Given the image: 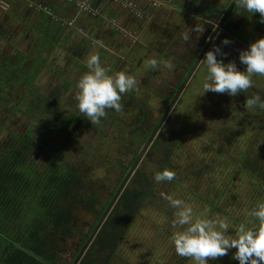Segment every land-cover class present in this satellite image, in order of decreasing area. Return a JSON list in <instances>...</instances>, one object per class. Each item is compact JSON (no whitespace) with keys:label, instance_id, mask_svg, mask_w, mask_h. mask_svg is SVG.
I'll list each match as a JSON object with an SVG mask.
<instances>
[{"label":"rangeland","instance_id":"1","mask_svg":"<svg viewBox=\"0 0 264 264\" xmlns=\"http://www.w3.org/2000/svg\"><path fill=\"white\" fill-rule=\"evenodd\" d=\"M106 1L103 2L107 5L111 4L110 7H106L107 20L94 21V29L84 37L73 35L77 31V23L74 22V26H71L73 23L68 25L70 18L65 17L67 19L65 24L61 25V22L58 24L62 31L68 34L57 40H46L44 44L48 47L41 50L44 53L36 50L41 46L39 42L33 50L26 49L24 41H21L20 45H8L1 31L0 41L2 40L3 46L8 51L13 49L22 52L25 58L27 54L29 58V54L34 52L30 59L34 57L35 61L39 59V62L35 63L38 74L34 82L43 95L50 93L59 84L64 86L67 84V90H64V87L61 90L63 94L58 98L65 111L77 113L82 123L71 141L66 143L61 137L55 142L60 147H65L64 154L69 163L75 166L82 176L105 175L106 178H110L104 164L114 159V151L127 139V134L133 132L132 127H139L135 119L138 110L142 109L146 113L147 123L153 127L166 110L171 95L187 75L189 65L193 63L213 32L215 22L211 26L206 24L204 16L219 21L225 6L214 11H206L211 5H217L220 1L200 0L201 5L194 7L192 0H170V3L184 5L185 10L189 11L182 14L170 5L165 6L164 0H133L135 3L130 6H125L120 0ZM117 4L125 8L124 23L119 17L112 15L117 9ZM237 11L227 20L226 25L242 39L230 38L228 33L220 31L215 43L207 51L219 47L221 53L227 55H218V59L233 61L238 69L243 71L245 66L239 62V51L247 48L243 43L244 39L249 42L255 40L253 35H256L257 31L253 28L252 19L245 21L241 14L243 10ZM85 16L91 17L90 14ZM99 17L100 15L95 16L96 19ZM42 23L45 24L44 18ZM239 25L242 28H238ZM42 33L43 31L40 35L43 38ZM47 34L50 37L51 34L49 32ZM184 34H190L189 42L183 39ZM225 39L230 41L228 45L222 43ZM99 42H102V47ZM15 43L17 44V41ZM93 53L99 54L104 67L112 71H126L137 80L130 102L122 99V110L120 112L107 110L106 116L101 118L99 124H91L79 112L75 100L76 82L87 71L86 59ZM203 58L170 110L164 125L158 131L159 139L154 142L156 146L154 149L149 148L152 156L144 158L142 161L144 163L140 165L142 172L155 188L153 191L158 194L152 199H159L156 204L144 205L142 213L158 220L162 229L170 234L173 231L171 221L174 219V213H169L163 220L158 219L160 213L158 210L164 209L167 201L163 199L162 193L174 197L180 194L178 198L192 204L197 212L207 210L209 216L219 214L227 217L234 224L246 221L247 211L260 198L259 193L253 197V191L248 185L250 176L241 167L244 163L242 160L244 152L248 149L255 152L264 145V108L249 109L246 106V98L253 94H258L264 101V76L254 75L253 87L235 97L211 91L201 96V81L206 74ZM151 60L157 61L156 68L151 67ZM117 63H120L121 68L114 69ZM29 66L30 64L27 65L28 68ZM28 70L24 67L18 73L25 77ZM33 72L35 70H32ZM10 91L4 99L8 103H0L1 138L7 137L9 132L15 135L31 129L39 133V125L32 118L21 111L9 110L14 107L21 89L15 88L14 85ZM227 126H230L232 135L231 138L227 136L226 140V137L220 134V129ZM166 134L172 140L169 139V161L164 164L162 150ZM143 143L144 141L141 145ZM160 169L174 171L173 180L178 184L173 185V180L157 183L154 175L161 171ZM109 181L112 189L114 177ZM167 183L172 185H166ZM98 196L105 200L107 193L99 191ZM214 204L217 205L216 208H213ZM76 215L81 224L80 230L84 232H87L96 220L93 213L83 210L77 211ZM138 238L140 244L147 249L149 242H145L146 238ZM66 243L72 249L70 252L72 254L69 253V256H72L73 248L79 245L80 240L78 237H73ZM234 251L235 249H232L226 256L210 259L209 264H236L237 261L232 258ZM158 259L160 260L158 264H192L189 258L177 255L170 242L164 250L161 248Z\"/></svg>","mask_w":264,"mask_h":264},{"label":"trees","instance_id":"2","mask_svg":"<svg viewBox=\"0 0 264 264\" xmlns=\"http://www.w3.org/2000/svg\"><path fill=\"white\" fill-rule=\"evenodd\" d=\"M243 15L245 19L250 18L247 13ZM251 18L257 31L253 35L255 39L264 37V23L260 22L259 14ZM229 31L230 38L234 39L232 33L237 35L236 32ZM243 43L247 47L251 42L244 39ZM23 56L17 50L0 47V103H8L4 99L10 90L14 85L19 87L18 98L9 110L21 111L39 125V133L34 129L15 135L9 132L4 138H1L0 129V264H72L91 233L80 230L76 212L81 207L89 211L95 209L98 198L87 187L77 168L69 163L64 154L65 147L55 141L61 137L66 143L71 141L82 119L77 113L66 112L58 98L64 87L67 90V84H59L43 95L34 82L39 59L35 61L33 57ZM23 66L29 69L25 77L18 73ZM135 119L139 127L133 126V133L138 131L139 136L147 139L152 129L149 133L144 131L148 120L146 114H139ZM230 130V126L224 127L220 134L227 140V136L231 138L232 135ZM162 151V161L167 164L169 151L164 147ZM242 160L241 169L250 176L248 185L253 197L258 193L263 197L264 145L255 152L248 149ZM134 190L126 189L121 196L128 212L124 214L120 204L112 208L78 264H110L114 251L131 225L137 196L146 192L144 188ZM216 206L214 204L213 208ZM73 237H78L80 243L69 256L72 249L66 242Z\"/></svg>","mask_w":264,"mask_h":264},{"label":"clouds","instance_id":"3","mask_svg":"<svg viewBox=\"0 0 264 264\" xmlns=\"http://www.w3.org/2000/svg\"><path fill=\"white\" fill-rule=\"evenodd\" d=\"M233 2L237 9H242L249 16L259 14L260 22L264 23V0ZM183 39L189 42L190 34H184ZM99 43L102 47V42ZM222 43L228 45L230 41L225 39ZM218 55L227 54L221 53L219 47L204 54L206 74L201 81V96L211 91L235 97L253 87L254 75L264 76V37L255 39L239 51V62L245 66L243 71L233 61L218 59ZM150 64L157 67L156 60H151ZM86 68L87 71L76 82L75 100L79 112L91 124H99L107 110H122V97L136 89L137 80L126 71L104 67L98 53L87 57ZM246 106L249 109L264 108V101L258 94H253L246 98ZM174 178V171L168 169L154 175L157 183L170 182ZM161 195L175 209L170 244L177 255L189 258L192 264H209L210 259L226 256L235 249L232 258L238 264H264V198L247 211L246 221L234 224L219 214L209 216L207 210L197 212L184 199L170 194Z\"/></svg>","mask_w":264,"mask_h":264},{"label":"flooded vegetation","instance_id":"4","mask_svg":"<svg viewBox=\"0 0 264 264\" xmlns=\"http://www.w3.org/2000/svg\"><path fill=\"white\" fill-rule=\"evenodd\" d=\"M169 1L170 0H164L163 1V3H165V6L170 5L171 7L175 8V10L179 13H182V12L184 13L185 11L187 13H189V11L185 10L184 5L170 3ZM219 1H220L219 4L211 5L210 9L205 8L206 11H214L215 9L224 8V6H225V9L222 13V16H223V14L228 9V7L230 6V4L233 0H229V1L227 0L226 2H224L223 0H219ZM192 2H194V5H193L194 7L201 5L200 0H194V1L192 0ZM196 2H198V3H196ZM223 3H224V5H223ZM235 7H236V5L234 4L233 8H235ZM237 10H239V9H237V7H236L232 14L238 12ZM243 13H246V12L242 11V13H241L242 18L245 21L252 19L251 18L252 16H250V18H248V19H245ZM232 14H231V16H232ZM222 16H221V18H222ZM204 18H205V23L208 22L209 24L214 25L213 23L215 22V27L213 29L212 34L214 33L215 29L218 28V30L215 33L214 39L211 42L208 49L215 43V38L218 35V33H220V31H224L225 33L229 34V32H230L229 29H230L233 32V30L231 28H229V29H228V27L226 28V22H227L226 18L227 17L225 18L224 22H222V25L220 27L217 23H219L221 19H219V21H213V19L210 20L208 17L204 16ZM234 38L238 39V36L234 34ZM46 39H48V38H46ZM239 39H242V38L239 37ZM204 46H203V48H204ZM203 48H202V50H203ZM202 50H201V52H202ZM199 54L194 59L193 63L189 65L188 71L186 73L187 75L190 73L193 65L197 61ZM202 58L200 59V61L202 60ZM200 61H199V63H200ZM198 64H197V66H198ZM119 67H120V63H117V64H115L114 69H117ZM195 69L193 70V72L195 71ZM193 72L190 74L189 78L191 77ZM187 75H185V77L181 81L180 85H178V88L176 89V91L171 95V98L168 101L166 110H167L169 104L173 100L176 92L180 88L181 84L183 83V81L185 80ZM189 78H188V80H189ZM188 80H187V82H188ZM187 82H186V84H187ZM186 84H185V86H186ZM185 86L183 87L182 91L184 90ZM182 91H181V93H182ZM181 93H180V95H181ZM133 94H134L133 92L124 94L122 99H124V101L126 99V102L129 103L130 102L129 100H131L133 98ZM180 95H179V97H180ZM178 98L175 100L174 104L172 105V108L176 104ZM172 108L170 110H172ZM166 110L163 112V114L160 116V118L157 120V122H155L153 127L150 128V125H148V123H146L147 126L144 127V131H147V132H145V133H149V129H152L149 136L151 135V133L156 128L158 122L161 120L162 116L165 114ZM170 110L166 114V117L163 119L162 124L159 127L158 131L164 125V123H165V121H166V119L170 113ZM142 113H144L143 110L139 109L138 115L142 114ZM98 130H100V128ZM158 131L156 132L155 137L152 139L151 143L147 146L145 151L142 153L141 158L139 159L138 163L133 168L131 173H130V170L132 169L133 164L138 159L139 155L141 154L142 150L144 149V146H145V144L149 138V136L147 137V139L142 138V136H139L138 131H136L135 133H133V132L128 133L127 139L124 140L122 145L120 143V145L117 146L116 151H114L115 152L114 159L113 160L111 159L110 161L108 160L105 162L104 166L107 169V175H110V178H106L105 175H102V176H99V175L91 176V175H89L88 177L84 176V175L82 176L87 187L98 198L97 203L95 205V209L89 211L88 209H84L82 207L80 208V210H83L85 212L93 213V215L96 217V220L94 221L93 225H91V228L87 231V232L91 231V233H92L94 227L96 226L97 222L100 220L105 209L107 208V206L109 205V203L113 199L114 195L119 190L120 186L124 183L125 180L126 181L124 183V186H123L122 190L120 191L119 195L117 196V198L115 199V202L112 205L110 211L112 210V208L116 204H120V205H122V207L126 206L125 199L123 201H121V196L126 191V189H130V191H136V190H134V188L137 190H139L141 188L146 189V192H144L143 195L137 196V199L135 202V211L131 215L132 216L131 225L128 227L124 237L120 240V243L118 244L117 249L114 251V255L112 256L110 264H158V262H160V260L158 258L160 255L161 248L164 250V248H166V246L168 245V242H170V236H171L170 232L162 229V225L160 224V222H158V220H154L152 217H149V215L145 216L142 213L144 205H146V204L153 205V204H156L157 201L159 200V199H157V200L152 199L153 196H158V194H156L155 190L153 191V189H155V188L152 187L151 182L148 181L147 176L145 175L144 172H142V170L140 168V165L142 163H144V162H142V161H144V158L152 156V152L149 151V148L151 147L152 149H154V147L156 146V145H154V142H155V140L157 142L159 139V137L157 136ZM102 132H104V130ZM169 139L172 140V138H170L169 135H167V134L164 135V144H165L164 148L167 149L168 151H169V147H170ZM143 141H144V143H143V145H141V143ZM171 146H172V142H171ZM158 170H159V167H158ZM77 171H78V169H77ZM128 174H129V176H128ZM111 177H114V186L112 189H110V181H109L111 179ZM173 182H174L173 185L178 184L177 181L173 180ZM166 185H172V184L167 183ZM99 191L101 193L102 192L107 193V198L105 200H102L99 198V196H98ZM179 196H180V194H177L175 196V198H178ZM261 198H264V196L258 198V200H260ZM200 200L201 199H199V201ZM165 202H166L165 207H163L164 209L160 208L158 210L160 212V213H158L159 214L158 219H160V220H163L166 217H168L169 213L175 212V210H173V208L170 206L168 201H165ZM104 204H107V205H106L105 209L102 210ZM255 204L256 203H254L252 205V207ZM80 210H77V211H80ZM110 211H109V213H110ZM122 211L125 214L126 212H128V209L123 207ZM109 213L107 214V216L109 215ZM107 216H106V218H107ZM106 218L104 219L103 223L100 225L99 229L104 224ZM135 229H136L137 234L135 233ZM138 237L146 238L145 242L146 241L149 242V245L147 244L148 245L147 249H146V247H143V245L140 244ZM151 244H152L153 249L151 248ZM236 264H238V262H236Z\"/></svg>","mask_w":264,"mask_h":264},{"label":"crops","instance_id":"5","mask_svg":"<svg viewBox=\"0 0 264 264\" xmlns=\"http://www.w3.org/2000/svg\"><path fill=\"white\" fill-rule=\"evenodd\" d=\"M87 1L96 9V15L87 17L85 16L87 14L78 11L77 7L67 3L65 0H0V31L4 39L7 40L6 43L8 45H20V42L24 41L25 48L33 50L37 46V42H39L41 46L36 50L40 52L42 48L45 50L48 47L44 44L46 40H57L68 34L62 31L58 23L61 22V25H64L67 21L65 17H69L70 20L68 22L71 21L73 23L71 26H74V22L77 23V31L75 30L76 33H73V35L77 34L86 37L94 29V21L99 19L102 21L107 20L108 9L106 7H110L111 5L103 2L106 0ZM129 1L134 2L133 0ZM136 5L140 7L139 4ZM117 9L113 11L112 15L119 17L121 22L124 23L126 20L125 8L117 4ZM97 15H100L98 19L95 18ZM43 18L45 24L42 23ZM38 30L40 31L37 32ZM41 31H43L42 36L44 39L40 35ZM48 32L51 34L50 37L47 34ZM43 34H46V36ZM15 41H17V44ZM3 45L4 43L1 40L0 47H4ZM41 52L44 53V51ZM32 53L34 52L32 51ZM31 54L29 56H32ZM40 54L38 55L40 56Z\"/></svg>","mask_w":264,"mask_h":264},{"label":"water","instance_id":"6","mask_svg":"<svg viewBox=\"0 0 264 264\" xmlns=\"http://www.w3.org/2000/svg\"><path fill=\"white\" fill-rule=\"evenodd\" d=\"M235 3L232 1L230 6L228 7V9L225 11V13L223 14L221 20L219 23H217L219 25V27L222 25V22H224L225 18L228 16L229 12L231 11V9L233 8V5ZM218 30V28L215 29L214 33L211 35V37L209 38V40L207 41V43L205 44L202 52L199 54L197 61L195 62V64L193 65L190 73L186 76L185 80L183 81V83L181 84L180 88L178 89V91L176 92L173 100L171 101V103L169 104L165 114L162 116L161 120L158 122L156 128L154 129V131L151 133V135L149 136L144 149L142 150L141 154L139 155L138 159L135 161V163L133 164L132 169L130 170V173L132 172L133 168L136 166V164L138 163L139 159L141 158L142 153L145 151V149L147 148V146L151 143L152 139L155 137L156 132L158 131L159 127L162 124L163 119L166 117V114L169 112V110L172 108V105L174 104L175 100L179 97L183 87L185 86L190 74L193 72V70L196 68L197 64L199 63L200 59L203 57V55L205 54V52L207 51L208 47L210 46L211 42L214 39L215 33ZM129 173V174H130ZM128 174V176H129ZM128 178V177H127ZM126 178V179H127ZM126 181V180H125ZM124 181V183H125ZM124 183L120 186L119 190L116 192V194L114 195L113 199L111 200V202L109 203V205L107 206V208L105 209L104 213L102 214L100 220L97 222L96 226L94 227L92 233L90 234V236L88 237L87 241L84 243V245L82 246V248L80 249V251L78 252V254L76 255L75 259L73 260L72 264H78L79 261L81 260L82 256L84 255L85 251L87 250L89 244L91 243L93 237L95 236V234L97 233L100 225L103 223L104 219L106 218L107 214L109 213L112 205L115 202V199L117 198V196L119 195L120 191L122 190Z\"/></svg>","mask_w":264,"mask_h":264},{"label":"built area","instance_id":"7","mask_svg":"<svg viewBox=\"0 0 264 264\" xmlns=\"http://www.w3.org/2000/svg\"><path fill=\"white\" fill-rule=\"evenodd\" d=\"M67 3L69 4H72L74 5L75 7H77V10L78 11H84L83 13L85 14H90V15H96L94 12H96V9L92 8L90 3L87 1V0H65ZM121 3H123L125 6H130V5H133V2L132 1H124L122 2L120 0ZM130 2V3H128ZM155 4V3H153ZM157 5V3H156ZM31 6V4H30ZM135 8V6H134ZM135 9H138V8H135ZM44 10H46V8H44ZM71 21L68 23L69 25H71Z\"/></svg>","mask_w":264,"mask_h":264}]
</instances>
